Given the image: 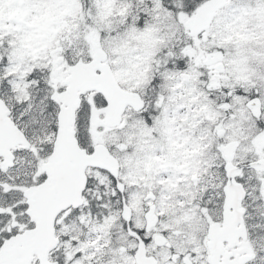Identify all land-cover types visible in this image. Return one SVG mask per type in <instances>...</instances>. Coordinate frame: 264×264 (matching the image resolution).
<instances>
[{"label": "snow or ice", "instance_id": "6c2138e0", "mask_svg": "<svg viewBox=\"0 0 264 264\" xmlns=\"http://www.w3.org/2000/svg\"><path fill=\"white\" fill-rule=\"evenodd\" d=\"M0 264H264V0H0Z\"/></svg>", "mask_w": 264, "mask_h": 264}]
</instances>
